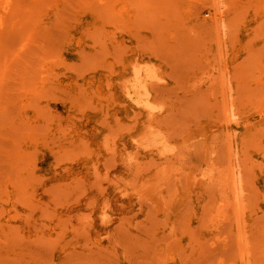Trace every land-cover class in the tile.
Wrapping results in <instances>:
<instances>
[{
	"label": "bare ground",
	"instance_id": "bare-ground-1",
	"mask_svg": "<svg viewBox=\"0 0 264 264\" xmlns=\"http://www.w3.org/2000/svg\"><path fill=\"white\" fill-rule=\"evenodd\" d=\"M139 2L0 0V264H264V0L182 7L217 85L170 102Z\"/></svg>",
	"mask_w": 264,
	"mask_h": 264
},
{
	"label": "rangeland",
	"instance_id": "rangeland-1",
	"mask_svg": "<svg viewBox=\"0 0 264 264\" xmlns=\"http://www.w3.org/2000/svg\"><path fill=\"white\" fill-rule=\"evenodd\" d=\"M152 1L154 2V0H140L139 3L143 7L145 6L144 8H146V13H144V18H142L138 23H136V22L129 23L127 21H124V24H122V25H123V28L125 29V31L128 33V36L133 41L138 43L139 51H142L144 49L145 53L146 52L148 53L147 56L150 55V61L152 59V64L155 66L153 71L157 73V76H158V72H160L162 74L160 76V79H163V80H161L162 82L159 80L160 82L158 81L156 83V81H155V83L153 85V88L154 89L156 88L155 89L156 94L158 95V97H161L162 100H166L167 102H170V101L186 100L188 97H191L193 95L192 92H196V96L194 95L195 99L196 100L202 99L204 101V98L207 95V90L210 88L208 86V82L211 81V82H214L216 84V82H215L216 80L207 79V77H205L208 74V71L210 72L211 67L207 63H202L201 60L198 58L199 56H197V55L201 54V46H202V52H205V50L207 49V45L209 46L211 44H215V42L211 40V39H213V37L215 35L213 34V32H210V30L207 28V27L212 26V24L214 22L212 24L210 21H208V22L206 21L205 23L203 22L204 27L203 26L200 27V25H198L195 28L194 34H191V32L188 33V29L190 27L192 28L193 25L190 24L186 20V18H184V15L182 14V7H186L185 9L190 8L192 14L204 15V16L206 15V17H207L208 14L211 13V8L209 9L210 6L208 4H206V2L209 0H187V2L185 0H178L179 4H177V6L171 5L169 7H164L162 9V12L164 14L162 19L164 21L159 20V18L155 16L157 9L154 8L155 5ZM156 7H158V5H156ZM174 7H176L175 10H174ZM168 8H170V9H168ZM206 10H208V12H206ZM171 11H172V13H171ZM176 12H177V14H176ZM157 15H159V14H157ZM155 23H156V25H155ZM177 23L180 27L177 26ZM169 25H170V28L167 29V27H169ZM156 30H157V32H156ZM159 31L162 34L157 36L158 34H156V33H159ZM172 31L174 33H176L175 37H172V35H170V32H172ZM150 35L152 36L151 38H149ZM174 40L175 41L177 40V43H179V41L186 40L187 42L189 41L191 44H186V45L182 44L181 45L182 50L180 51V53H176V51H174V47L177 43ZM197 40L199 42H195ZM153 41H155V42H153ZM204 42H207V45ZM198 43L201 46H199ZM192 44L194 45V51H196L197 53L196 52L193 53L192 51L190 53L189 48H190V45H191V47L193 46ZM184 48H185V50H184ZM208 52H209V50L207 49L205 54L207 55ZM179 54H180V56H179ZM194 54H196V55H194ZM192 59H194V60H192ZM208 66H209V68H208ZM203 70H205V71H203ZM201 74H203V75H201ZM215 77L216 76H214L213 78H215ZM197 78H198V80H197ZM165 82H166V84L164 85ZM186 85H188V86H186ZM193 87H195V90L193 89ZM197 88H199V89H197ZM184 89H185V92H184ZM213 89L216 91L218 89V87L216 86ZM199 90H201L203 92H205V90H206V92L200 93V92H198ZM216 92H218V90ZM198 104L196 105L197 106L196 107L197 112L200 111V113H201V111H203L202 112L203 115L207 114L208 110H207V112L205 111L207 109V107L203 106V104L201 105V103H200L199 104L200 107L203 106L202 107L203 109L202 108L200 109V107H198ZM204 112H206V113H204ZM176 114H178V113L177 112L170 113L167 116L168 118H170V120L172 122L171 125H174V126H172V132H173L172 134L174 135V133H175V136L170 134L172 139L179 138L180 128H183V125L185 124V122H183L182 119L179 118L180 116L176 115ZM167 117H165V118H167ZM181 118H182V116H181ZM175 123H177V124H175ZM150 161H154V163L150 162L151 164H149V166L152 167V169L159 168L160 165L163 164V163H159L160 161H163V159H159V162L155 161L153 159L152 160L150 159ZM156 163H157V165H156ZM151 165H153V166H151ZM213 250H217V249H213ZM215 257H218V256H215ZM219 257H221L222 260H224L226 263L228 262L227 264L230 263L228 254H224V255L219 256Z\"/></svg>",
	"mask_w": 264,
	"mask_h": 264
}]
</instances>
